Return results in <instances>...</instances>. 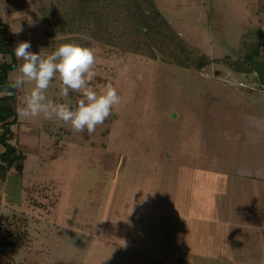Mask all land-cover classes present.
<instances>
[{
  "label": "rangeland",
  "instance_id": "374dc122",
  "mask_svg": "<svg viewBox=\"0 0 264 264\" xmlns=\"http://www.w3.org/2000/svg\"><path fill=\"white\" fill-rule=\"evenodd\" d=\"M0 2L8 19L27 17L22 39L37 41L41 53L65 42L92 49L89 86L110 83L121 96L91 135L19 115L13 130L24 168L0 182L1 259L264 261V87L254 72L216 63L198 71L91 39L82 26L93 24L73 20L70 0ZM154 2L195 55L237 58L241 41L264 30V0ZM58 85L50 100L81 98L61 97Z\"/></svg>",
  "mask_w": 264,
  "mask_h": 264
},
{
  "label": "trees",
  "instance_id": "16d2710c",
  "mask_svg": "<svg viewBox=\"0 0 264 264\" xmlns=\"http://www.w3.org/2000/svg\"><path fill=\"white\" fill-rule=\"evenodd\" d=\"M73 20L92 23L82 26L91 39L115 45L132 52L142 53L163 62L205 71L212 64H220L233 72L250 74L257 62H264V30L240 43V56L209 58L195 55L187 42L163 16L154 0H70ZM89 42L87 41V45ZM16 45L9 25L0 16V182H5L12 169L23 172L25 154L13 140L12 126L18 122V92L7 95L4 88L16 64L13 47ZM0 252H3L2 250ZM0 264H12L5 254Z\"/></svg>",
  "mask_w": 264,
  "mask_h": 264
},
{
  "label": "clouds",
  "instance_id": "9594fccd",
  "mask_svg": "<svg viewBox=\"0 0 264 264\" xmlns=\"http://www.w3.org/2000/svg\"><path fill=\"white\" fill-rule=\"evenodd\" d=\"M16 64L4 92L12 95L24 90L23 104L18 113L21 117L55 119L77 133L85 130L89 135L97 126L112 115V109L121 103V96L112 84L94 89L90 83L96 77V58L92 49L74 42L57 44L50 52L31 51L28 41H19L13 47ZM59 82L60 95L68 98L70 92L81 98L77 103L55 102L47 92L53 82Z\"/></svg>",
  "mask_w": 264,
  "mask_h": 264
},
{
  "label": "crops",
  "instance_id": "0c3cea01",
  "mask_svg": "<svg viewBox=\"0 0 264 264\" xmlns=\"http://www.w3.org/2000/svg\"><path fill=\"white\" fill-rule=\"evenodd\" d=\"M2 4H1V2H0V6H1ZM1 8H2V6H1ZM8 10H9V7L7 8ZM11 10V9H10ZM9 10V11H10ZM0 16L2 17V19H3V21L4 22H6L8 25H9V27H10V29H11V31H12V33H13V36H14V40H15V42H16V44L19 42V41H28V42H30V44H31V51H33V52H39L40 51V48H39V45H38V43H37V41H35V40H29L28 38L27 39H22V36H25L26 34H24L23 33V29L22 28H20V24L21 23H23L24 24V27H25V22H26V18L27 17H13V18H10V19H8L7 17H6V11H4V9H1V11H0ZM19 27H18V26ZM14 26H17V31L16 32H14ZM16 39H19V40H16ZM0 60H1V55H0ZM13 72V71H12ZM12 72L10 73V77H11V75H12ZM21 97L23 98V96H21V93H20V90H19V92H18V109H19V107L23 104V100H21ZM20 122V120H19V113H18V122L17 123H19ZM16 123V124H17ZM15 124V125H16ZM14 126V125H13ZM13 126H12V129H13ZM14 131V130H13ZM14 134H15V132H14ZM17 137H16V134H15V139L13 140V142H15V140H17L16 139ZM19 147V146H18ZM20 148V147H19ZM2 151V147L0 146V152ZM185 167H187V166H185ZM24 168V167H23ZM9 173H10V171L8 172V175H9ZM261 264H264V261L261 263Z\"/></svg>",
  "mask_w": 264,
  "mask_h": 264
},
{
  "label": "water",
  "instance_id": "95a60500",
  "mask_svg": "<svg viewBox=\"0 0 264 264\" xmlns=\"http://www.w3.org/2000/svg\"><path fill=\"white\" fill-rule=\"evenodd\" d=\"M253 70L261 86L264 87V62L255 63L253 66Z\"/></svg>",
  "mask_w": 264,
  "mask_h": 264
}]
</instances>
